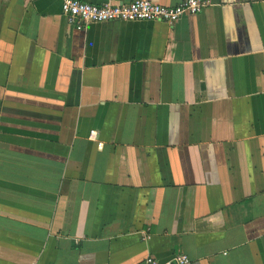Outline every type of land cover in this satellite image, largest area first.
I'll return each mask as SVG.
<instances>
[{
  "label": "crops",
  "instance_id": "0c3cea01",
  "mask_svg": "<svg viewBox=\"0 0 264 264\" xmlns=\"http://www.w3.org/2000/svg\"><path fill=\"white\" fill-rule=\"evenodd\" d=\"M179 254L264 264V0L81 29L0 0V264Z\"/></svg>",
  "mask_w": 264,
  "mask_h": 264
},
{
  "label": "built area",
  "instance_id": "2783aa9c",
  "mask_svg": "<svg viewBox=\"0 0 264 264\" xmlns=\"http://www.w3.org/2000/svg\"><path fill=\"white\" fill-rule=\"evenodd\" d=\"M211 5V0H184L174 6L156 4L150 0H133L118 4H90L81 0H61V13L65 20L78 29L90 22L109 21H162L176 22L182 15L198 14ZM184 254L167 261L147 256L144 264H188Z\"/></svg>",
  "mask_w": 264,
  "mask_h": 264
}]
</instances>
